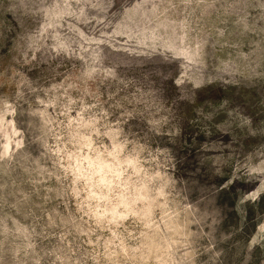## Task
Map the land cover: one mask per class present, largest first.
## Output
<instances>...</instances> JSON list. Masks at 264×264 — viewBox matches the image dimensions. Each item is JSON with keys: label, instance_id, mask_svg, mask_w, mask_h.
<instances>
[{"label": "rangeland", "instance_id": "1", "mask_svg": "<svg viewBox=\"0 0 264 264\" xmlns=\"http://www.w3.org/2000/svg\"><path fill=\"white\" fill-rule=\"evenodd\" d=\"M0 264H264V0H0Z\"/></svg>", "mask_w": 264, "mask_h": 264}]
</instances>
